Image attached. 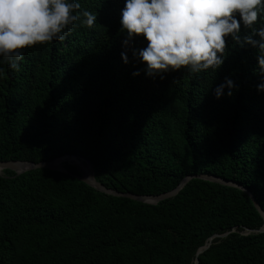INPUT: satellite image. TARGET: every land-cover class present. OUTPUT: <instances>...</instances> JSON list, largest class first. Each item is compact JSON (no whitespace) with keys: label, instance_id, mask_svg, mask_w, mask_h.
Masks as SVG:
<instances>
[{"label":"trees","instance_id":"obj_1","mask_svg":"<svg viewBox=\"0 0 264 264\" xmlns=\"http://www.w3.org/2000/svg\"><path fill=\"white\" fill-rule=\"evenodd\" d=\"M80 2L98 12L93 29L26 49L18 72L0 65V160L80 154L107 187L146 195L210 173L246 186L264 209L256 49H231L216 74L133 76L143 66L131 50L129 63L120 57L122 0ZM225 76L239 88L216 99ZM263 223L245 191L201 178L147 203L58 170L0 173V264H264V231L244 233Z\"/></svg>","mask_w":264,"mask_h":264},{"label":"clouds","instance_id":"obj_2","mask_svg":"<svg viewBox=\"0 0 264 264\" xmlns=\"http://www.w3.org/2000/svg\"><path fill=\"white\" fill-rule=\"evenodd\" d=\"M98 12L80 0H0V65L20 71L25 50L54 41L65 42L77 27L93 29ZM120 57L128 51L142 64L140 74L163 80L181 68L191 75L221 68L233 48L256 49L254 73L264 92V0H122ZM142 37L146 43L135 47ZM4 70L0 67V76ZM239 85L225 76L212 89L216 99L231 97ZM227 90V91H225Z\"/></svg>","mask_w":264,"mask_h":264},{"label":"water","instance_id":"obj_3","mask_svg":"<svg viewBox=\"0 0 264 264\" xmlns=\"http://www.w3.org/2000/svg\"><path fill=\"white\" fill-rule=\"evenodd\" d=\"M66 155H75L79 156L87 165L90 166V173H84L75 163L73 162H68L74 164L81 172L80 173H75L69 168H67L63 162L61 163H56L55 160L58 158H62ZM37 168H47V169H53V170H58L62 171L71 175H74L75 177L79 178L80 180L86 182L88 185L94 187L96 190L111 194L114 196H120V197H126V198H131L133 200L141 201V202H147V203H157L163 199L170 198L175 196L176 194L179 193V191L193 178H201V179H206L209 181L217 182L220 184L228 185V186H233L242 189L245 191L253 200L256 208L262 215L264 219V209L261 206V204L257 201L255 195L243 184L226 179L224 177L215 175V174H210V173H199V174H189L185 176L180 183L174 187L173 189L160 193V194H138L130 191H119L113 188H109L106 185H104L102 182L98 181L95 176H94V166L93 163L91 162L90 159L87 157L80 155V154H64L62 156L53 158V159H47V160H41V161H28V160H0V173H2V170L4 169H11L15 171L16 174H20L22 172L32 170V169H37ZM264 231V223L263 225L258 228V229H245V234L248 233H254V232H261ZM226 233L222 234L225 235ZM218 236V234L212 235L207 243L201 247H199L197 254L208 248V246L211 244V240L215 237ZM198 259H196L195 262H197Z\"/></svg>","mask_w":264,"mask_h":264},{"label":"bare ground","instance_id":"obj_4","mask_svg":"<svg viewBox=\"0 0 264 264\" xmlns=\"http://www.w3.org/2000/svg\"><path fill=\"white\" fill-rule=\"evenodd\" d=\"M65 160L75 163L84 173H90V166L87 165L79 156L66 155L55 160L56 163L64 162Z\"/></svg>","mask_w":264,"mask_h":264},{"label":"rangeland","instance_id":"obj_5","mask_svg":"<svg viewBox=\"0 0 264 264\" xmlns=\"http://www.w3.org/2000/svg\"><path fill=\"white\" fill-rule=\"evenodd\" d=\"M65 161H67V160H65ZM67 162H70V161H67Z\"/></svg>","mask_w":264,"mask_h":264}]
</instances>
